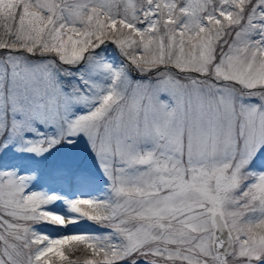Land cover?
Here are the masks:
<instances>
[{
    "label": "snow or ice",
    "instance_id": "1",
    "mask_svg": "<svg viewBox=\"0 0 264 264\" xmlns=\"http://www.w3.org/2000/svg\"><path fill=\"white\" fill-rule=\"evenodd\" d=\"M0 264H264V0H0Z\"/></svg>",
    "mask_w": 264,
    "mask_h": 264
}]
</instances>
